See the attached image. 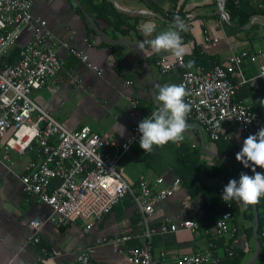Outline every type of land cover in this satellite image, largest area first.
Wrapping results in <instances>:
<instances>
[{"label":"crops","instance_id":"1","mask_svg":"<svg viewBox=\"0 0 264 264\" xmlns=\"http://www.w3.org/2000/svg\"><path fill=\"white\" fill-rule=\"evenodd\" d=\"M106 1L111 2L126 23L118 26L114 15H104L103 0H35L33 4V14L47 21L52 33L49 43L63 61V68L32 96L68 129L88 124L107 139L122 143L130 137L135 124L157 109L155 96L159 87L180 84L183 69L162 73L157 60L175 55L170 51L156 53L148 45L141 50L138 45L168 30L176 16L186 25V31L180 35L188 61L195 48L211 66L227 65L230 55L243 49L258 55V62L244 63V73L250 75L248 84L255 94L243 100L256 106L264 117V104H261L264 78L257 75L259 62H264V0H235L242 10L251 13L244 26L237 21L222 20L215 0ZM149 27L155 28L151 36L145 35ZM207 36L217 37L219 41L206 42ZM31 37L32 33L24 31L18 42L24 44ZM71 48L85 53L88 62L73 55ZM198 67L201 65L195 64L193 68ZM233 79L240 80L237 72L233 73ZM134 100L138 101L136 108ZM187 124L182 143L202 149L207 171L212 172L216 165L226 168L236 162L240 168L237 181L241 173L254 175L251 167L246 168L237 159L220 153L205 129L189 121ZM243 141L244 138L237 135L238 151ZM182 143L169 142L158 147V152L147 164L144 150L135 144L119 164L124 178L138 187L142 177L154 182L161 176L165 183L158 188L169 186L178 177L173 163L177 157L176 148ZM4 145L3 142L0 146V264H81L78 256L87 247L92 250L90 264H127V248L144 242L134 201L128 197L120 201L90 230L85 229L86 223L81 219L61 226L51 223L48 221L51 206L27 195L22 188L20 177L34 159V152L20 154L13 149L6 150ZM256 171L259 172L257 167ZM205 179L209 184H217L220 180L218 176L208 175ZM220 182L224 187L228 184ZM203 204L202 194L192 196L184 185L157 204L152 218L154 226L165 218L177 224L192 218L198 221L199 227L155 234L152 242L155 255L162 251L174 255L201 252L213 240L217 245L215 252L222 261L231 242L244 250L242 264L254 259L258 251L260 255V242L257 243L254 233L255 218L252 221L242 214L236 217L233 209L232 234L217 236L214 225L222 216L224 206L205 212ZM36 218L41 220V242L31 244L29 239L35 234L31 221ZM252 226L253 234H250ZM124 235H132V238L117 242V238Z\"/></svg>","mask_w":264,"mask_h":264},{"label":"built area","instance_id":"2","mask_svg":"<svg viewBox=\"0 0 264 264\" xmlns=\"http://www.w3.org/2000/svg\"><path fill=\"white\" fill-rule=\"evenodd\" d=\"M35 0H0V146L4 142L6 150H16L20 154L34 152L36 158L27 165V171L20 178L23 191L35 196L51 206L48 221L64 225L79 219L85 221V229L90 230L104 215L126 197L134 201L138 213V224L142 229L144 242L140 246L127 248V264H219L222 257L215 252V242L196 253L170 254L162 251L155 255L152 251L153 237L157 233L176 231L181 228L195 230L199 223L188 219L179 224L169 218L154 226L152 218L157 204L183 188L180 177L169 186L164 177L154 182L141 178L140 185L133 187L123 176L119 166L126 153L139 144L141 133L138 124L132 127L130 137L122 142L111 141L85 124L70 130L32 96L62 68L53 45L49 43L52 33L47 21L33 14ZM222 20L229 21L227 0H215ZM147 12V11H144ZM24 31L32 33L21 47L16 61L8 58L18 44ZM206 42L219 38L205 37ZM70 52L88 62V56L75 48ZM258 55L249 49L232 53L228 64H215L209 68L186 69L183 58L176 56L158 59L156 64L162 73L182 68L181 81L190 93L185 97L191 104L187 121L205 129L213 141L221 138L235 140L237 135L246 139L264 127V117L254 110L251 103L236 99L238 89L248 81L244 73V63L258 62ZM90 65V64H89ZM91 66V65H90ZM264 62L258 64V77L264 78ZM240 80L235 82L233 73ZM138 107V101H133ZM127 146V147H126ZM264 173V169L259 168ZM230 203V204H229ZM222 216L215 221L217 236L232 234L230 220L233 218L232 201H223ZM225 216H227L225 218ZM35 234L29 239L31 244H39L41 220L31 221ZM264 237V231L262 233ZM132 235L117 238L126 242ZM232 244L231 247H234ZM91 248H85L78 256L81 264H90ZM233 250L228 249V255Z\"/></svg>","mask_w":264,"mask_h":264},{"label":"clouds","instance_id":"3","mask_svg":"<svg viewBox=\"0 0 264 264\" xmlns=\"http://www.w3.org/2000/svg\"><path fill=\"white\" fill-rule=\"evenodd\" d=\"M182 31H186V25L181 17L176 16L168 30L159 32L150 40L141 41L138 47L143 50L145 45H148L156 53L170 51L182 59L186 54L180 35ZM153 32L155 28L149 27L145 35L151 36ZM181 67L192 69L195 67V60L181 64ZM261 71L264 72V69ZM189 95L183 83H170L159 87L155 96L157 109L138 124V131L141 133L139 146L144 152L150 153L154 146L163 147L169 142L177 145L183 142L184 133L188 128L187 116L191 111V104L185 100ZM261 104H264V100ZM236 159L246 168L251 166L254 175L241 173L238 181L231 179L224 187L222 200H236L247 208L264 197V173L256 171V167L264 169V127L243 141Z\"/></svg>","mask_w":264,"mask_h":264},{"label":"trees","instance_id":"4","mask_svg":"<svg viewBox=\"0 0 264 264\" xmlns=\"http://www.w3.org/2000/svg\"><path fill=\"white\" fill-rule=\"evenodd\" d=\"M104 15H114L116 18V23L118 26L126 23L117 13L115 8L112 6L111 2L103 0ZM227 12L229 14L230 21H237L241 26H244L248 23L251 13L242 10L235 2V0H227L226 5ZM23 44H18L12 49L8 61L10 63L16 61L19 56L20 49ZM199 53V49L195 48L194 55L190 60H195L196 65H201V67L209 68L211 64L207 62L204 57ZM186 59V63H187ZM220 64V63H219ZM215 65V64H214ZM213 66V65H212ZM246 75V74H245ZM249 80L250 75L246 76ZM249 89V92L246 90ZM255 94L254 89L251 90L249 87L248 81L243 84L237 91L236 99H243L248 96H253ZM254 110L259 113V109L256 106H253ZM260 114V113H259ZM236 140H226L221 138L219 141H215L218 151L225 155L231 156L236 160V154L239 152L236 146ZM245 140V139H244ZM158 147L154 146L152 152L144 153V160L146 164L148 161H151L153 157L158 152ZM177 157L176 161L173 163V169L175 174L181 178L184 187L192 196H197L202 194L204 199L203 209L205 212L215 211L223 207L222 194L224 186H222L221 180L224 182H229L231 179H236V176L240 170L239 165L236 162H232L228 167L222 168L219 165L214 167V170H206V161L202 159V149L201 148H191L190 146L182 143L179 147L176 148ZM36 158V155H34ZM251 167V166H250ZM252 168V167H251ZM205 175L210 177H219L220 180L217 184H209L205 179ZM127 198V197H126ZM132 200L131 197H128ZM124 200V199H123ZM130 200V201H131ZM133 201V200H132ZM233 209H235L236 217L242 214L250 220H254L255 211L254 205L257 206V213L259 216L258 219V239L261 246V253L254 264H264V237L262 235L264 231V197H262L258 203L250 205L247 208H244L242 203H238L236 200H232ZM253 227L250 228V234H253ZM216 243V240H213ZM232 246V242L229 244L228 249L233 250L232 255H228V250L226 251V258L219 264H242L245 252L242 248L238 246ZM216 250V249H215Z\"/></svg>","mask_w":264,"mask_h":264},{"label":"water","instance_id":"5","mask_svg":"<svg viewBox=\"0 0 264 264\" xmlns=\"http://www.w3.org/2000/svg\"><path fill=\"white\" fill-rule=\"evenodd\" d=\"M254 211H255V222H254L255 223V228H254V233H255L256 241L259 244V240H258V219H259V216H258V213H257V206L256 205H254ZM258 256H259V251L257 252V254L254 257V259H252L247 264H254L256 262Z\"/></svg>","mask_w":264,"mask_h":264}]
</instances>
